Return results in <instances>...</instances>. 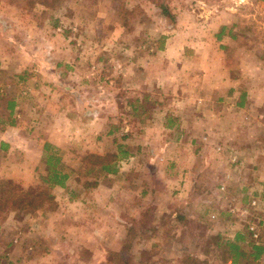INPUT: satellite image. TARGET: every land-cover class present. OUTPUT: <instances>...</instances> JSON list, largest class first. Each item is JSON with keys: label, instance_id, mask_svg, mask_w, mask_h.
<instances>
[{"label": "rangeland", "instance_id": "rangeland-1", "mask_svg": "<svg viewBox=\"0 0 264 264\" xmlns=\"http://www.w3.org/2000/svg\"><path fill=\"white\" fill-rule=\"evenodd\" d=\"M207 120L223 135L193 137ZM10 122L0 181L44 196L21 209L0 194V264H228L235 235V264H264L246 249L264 246V185L246 172L264 176L263 0H0ZM44 144L64 188L41 181ZM231 149H261L260 171Z\"/></svg>", "mask_w": 264, "mask_h": 264}, {"label": "trees", "instance_id": "trees-1", "mask_svg": "<svg viewBox=\"0 0 264 264\" xmlns=\"http://www.w3.org/2000/svg\"><path fill=\"white\" fill-rule=\"evenodd\" d=\"M61 1L63 0H26L27 4L37 3L43 7H51L55 4L60 3ZM158 8L161 14L167 16L172 21V16L170 15V13L168 12L165 6H163L161 3H158ZM222 29L223 28L221 27L217 34L218 38L221 36ZM242 98H243V95L239 96L240 100H242ZM12 106H13L12 102L7 103L8 109H11ZM12 124H13L12 122L9 123V125H12ZM50 148L51 146L48 144L43 145L42 156H43V162L46 166L47 174L44 178L41 179V181L43 184L47 186V189H51L52 187L64 188L65 181L68 179V175L66 173H62L58 169V166L60 167V163H59L60 159L58 158V156H55L54 154V152H57V149H50ZM125 156H127V154L125 153V151H123V152H119V155L117 158H125ZM99 168L102 172L106 174L115 173L113 164L109 165L108 163H103L100 165ZM5 191L8 193V197L10 199V200H7L8 203L13 204V205L17 204L19 208L21 209L33 208V206L31 205V202L34 199H37L39 195H41V197L44 196V194L42 193L32 196V194L29 193L28 191L18 190L15 186L9 185V182L0 181V194L4 195ZM47 198H49L48 195H47ZM241 239H242L241 235H235L232 243L227 242L228 250L232 254L231 255L232 257L229 259L231 264H235L237 261L236 259L242 258L244 254L243 250L238 245H235V242ZM248 247L250 249L249 256L252 258V260H256L260 257V255L264 254V246L260 244L251 243L250 245H248Z\"/></svg>", "mask_w": 264, "mask_h": 264}, {"label": "crops", "instance_id": "crops-1", "mask_svg": "<svg viewBox=\"0 0 264 264\" xmlns=\"http://www.w3.org/2000/svg\"><path fill=\"white\" fill-rule=\"evenodd\" d=\"M233 86L234 85H232V87H231L232 89H234ZM233 104L237 108L244 106V104L242 106V100L241 101L239 100L238 103H233ZM219 119L220 118L217 115L216 116L213 115V120L212 121L215 122L213 124H216ZM204 122L205 123H203V125L201 127L197 128L198 129V133L197 134H194L193 133V137H200L202 139H206V138H212V137L216 138V137H220L221 135H223V133L221 132V129L219 127H217L215 125H210V121H208V120L207 121H204ZM186 126H187V124L186 125L182 124L179 128L180 129H183V131H186V130L188 131V128ZM14 127L15 126H13V124H12V125H9V126H5L4 125L3 127L0 128V149H10V147L12 146L13 141H10V139H11V136L10 135L12 133H15ZM231 127L232 126L226 125L223 128V130L226 131L225 135H226V137L228 136V138H231V137L234 136L233 135V129H230ZM165 129H167V130H169L171 132H175L176 134L180 135V131L174 130V129H176L175 126H171V127L170 126H165ZM191 142H193V141H191ZM229 144L232 145L233 143H229ZM159 150L162 151L164 149H159ZM181 150L182 149H172V150H168V153L173 154L174 161H176V160L178 161V157H181ZM191 150H193V152H191V154L192 155H196V153L194 151L195 149H191ZM200 150H202V152L203 151L212 152V149H198L197 154L199 152H200V154L202 153ZM231 150L236 151V153H239L240 158L242 159L243 162L246 159V155L249 157V158H247L249 160V162H251V161L253 162V161H255L254 158H257V155H255V153L256 152H262L261 149H258L257 151H253V150H249V149H245V150L244 149H231ZM203 155H201V158L203 157ZM204 158H205V156L203 157L202 161L199 163V165H200L201 168H203V162H205V159ZM179 160H181V158H179ZM248 160H246V161L248 162ZM164 161L165 160H164L163 157H161V155H159V157H157V159L155 160V162L157 164H162ZM263 162H264V160H263ZM252 166H254V168ZM251 167H252L251 173H253V174H254V172L260 171L259 168L257 167L256 161L252 163ZM210 168H211V170H214L215 171L218 168V165H214L213 167H210ZM246 172L250 176V179L248 180L250 184L251 183L254 184V183L258 182L257 185H264L263 183H259L261 181H264V176H260V174L258 172L256 173V175H251L250 174V170H248ZM207 175L208 174L206 173L205 176H200L199 177L200 182H202L201 184H204V185L210 184L209 181L206 182L205 179H204V178L207 177ZM256 177H257V179H253V178H256ZM181 179L184 180V175H182ZM243 191H245V190L242 189V192ZM246 246H247L246 249H249L248 245H246ZM247 255L249 256L248 252H247ZM253 261L255 263L256 262L263 263L264 262V254L260 255V257L258 259L253 260ZM228 264H231L230 260L228 261Z\"/></svg>", "mask_w": 264, "mask_h": 264}, {"label": "built area", "instance_id": "built-area-1", "mask_svg": "<svg viewBox=\"0 0 264 264\" xmlns=\"http://www.w3.org/2000/svg\"><path fill=\"white\" fill-rule=\"evenodd\" d=\"M217 150H219V149H217ZM230 151H232V150H230ZM250 231H252V229L250 228ZM252 237L253 238H256L257 236H256V234H255V232H252ZM263 245H264V243H262Z\"/></svg>", "mask_w": 264, "mask_h": 264}]
</instances>
